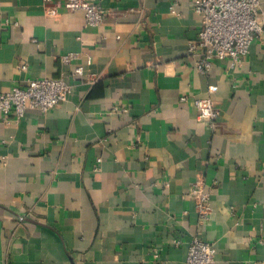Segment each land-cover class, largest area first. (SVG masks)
I'll list each match as a JSON object with an SVG mask.
<instances>
[{
	"label": "crops",
	"instance_id": "1",
	"mask_svg": "<svg viewBox=\"0 0 264 264\" xmlns=\"http://www.w3.org/2000/svg\"><path fill=\"white\" fill-rule=\"evenodd\" d=\"M103 6L91 26L62 0H0V94L73 86L48 113L0 115V264H186L194 237L216 245L215 264H264V33L241 65L202 73L193 0ZM183 95L213 99L217 127Z\"/></svg>",
	"mask_w": 264,
	"mask_h": 264
},
{
	"label": "built area",
	"instance_id": "2",
	"mask_svg": "<svg viewBox=\"0 0 264 264\" xmlns=\"http://www.w3.org/2000/svg\"><path fill=\"white\" fill-rule=\"evenodd\" d=\"M62 1L67 11H84L87 25H102L108 14L103 6L104 0ZM193 3L195 12L201 17L198 39L190 45V53L198 57L197 69L202 73H208L215 60H228L231 67L241 65L254 40L264 33V21L260 13L261 0H193ZM63 61L70 63L72 56H64ZM21 68L27 70L28 66L23 65ZM83 74V67H78L75 75L81 77ZM216 90V87L212 89ZM72 93L73 86L64 78L28 79L24 85H16L9 92L0 94V115L4 119L13 117L20 120L29 109L48 113L67 102ZM181 101L184 103L192 101L198 118L208 122L214 129L217 127L219 110L213 99H190L183 95ZM113 110L128 111L117 106ZM189 194L196 202L201 220L204 222L210 220L212 212L210 194L205 190L204 183L201 181L195 183ZM173 243L175 246L182 245L181 240H175ZM216 254L217 248L214 243L194 237L188 244L186 264H215ZM156 256L158 257V254Z\"/></svg>",
	"mask_w": 264,
	"mask_h": 264
}]
</instances>
